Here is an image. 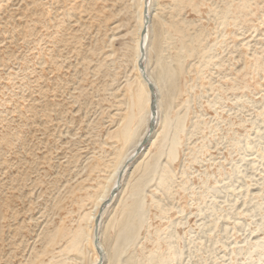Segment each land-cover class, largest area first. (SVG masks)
I'll use <instances>...</instances> for the list:
<instances>
[{
  "label": "rangeland",
  "instance_id": "rangeland-1",
  "mask_svg": "<svg viewBox=\"0 0 264 264\" xmlns=\"http://www.w3.org/2000/svg\"><path fill=\"white\" fill-rule=\"evenodd\" d=\"M249 1L242 20L219 25L212 11L222 0H152L148 63L153 69L156 56V69L181 63L162 111L183 115L185 132L175 159H159L171 188L154 177L138 192L144 216L120 264H147L151 252L169 255L165 264H264V243L253 247L264 242V0ZM132 13L130 0H0V264L93 258L90 245H82L81 261L74 250L58 254L66 240L49 241L56 229L76 227L81 206L90 210L87 192L119 145L108 135L136 81ZM214 41L221 46L212 63L222 66L210 63L200 76L199 44ZM183 43L195 49L178 52ZM149 152L152 161L157 150ZM132 162L120 182L126 189L140 173ZM125 192L102 213L109 253L124 217L121 198L133 201Z\"/></svg>",
  "mask_w": 264,
  "mask_h": 264
},
{
  "label": "bare ground",
  "instance_id": "bare-ground-1",
  "mask_svg": "<svg viewBox=\"0 0 264 264\" xmlns=\"http://www.w3.org/2000/svg\"><path fill=\"white\" fill-rule=\"evenodd\" d=\"M224 1L226 2L228 0H222L223 5L216 7L212 11L213 15L215 16L214 18L217 19L219 25H224V23L229 17H231L233 21L236 20L240 21L238 16L239 15H240L239 17H241L242 15L246 16L248 14L249 7H251L250 6L251 1L248 2V0H237V3L235 5L233 4L236 2L235 0H234L235 2L229 0L230 2L228 1L225 6H224L225 4ZM130 2H131V7H133L132 14L134 18V26L130 32L132 35L131 63H132V68L135 70L136 81L132 89H130L129 86L128 90L130 92L128 96V102L125 109V113L122 114L120 121H118L117 123V128L114 129L113 132L111 133L112 135L111 134L108 135V137L110 136L109 138L117 139L119 145L118 146L116 145L114 151L110 154L109 159H107L106 161L107 166L105 168L107 170V173L106 175H104V178L102 177L103 179L100 178L102 181L101 182L98 181L97 183H95L96 185L94 184L92 185V187L90 186L92 190L87 192L86 197L88 200H90L89 202H91V208L89 207L90 210L81 211V209L83 208L81 206L80 213L78 214L76 220L77 221L76 227L72 229L69 234H66V232H64L65 231L64 228L56 229L49 241V243L52 244L58 237H61L62 239L66 240L65 245H62L61 250L58 249L59 250L58 252H60L58 254H61V252L64 250L66 251L74 250L76 257L81 261L83 259L82 245H88V246L90 245V251L94 254V256L90 261H88L87 264H120L118 261L119 255L121 254L123 249L130 244L131 241H134L137 229L139 228V224L143 220L144 205H143L142 196L140 198L138 192L142 191L143 188L146 187V185L149 184L154 177L155 180H157V184L159 185V187H162L163 190L168 191L171 188L172 185L171 171L166 167L161 166L159 164V159L163 154L167 155L169 160L175 159L176 146L179 142L178 135L180 133L185 132V128L183 126V122H184L183 115L181 116L177 114L174 117L169 118V114L167 112L168 108L162 111L163 99L167 95L166 94L167 90L166 93H164L165 89H167L168 87L166 86L167 85L166 83H168L173 77H176L177 73H179V71L177 72V70H179L181 63L177 61V67H168L162 65L156 69L157 67L156 65L160 62L158 60L159 59L158 56H156L155 58L156 65L153 67V69L149 67L148 48L149 47L151 48L152 44H154L152 40V34L150 35V32L152 30L153 16L155 15L152 12V7H153L152 0H130ZM214 5L212 4V6ZM145 10L146 13L144 12ZM145 17H148L149 20L147 22L146 29L144 30V26L146 24ZM242 17L240 18L241 20L243 19ZM174 29L175 31L182 34V30H181L182 28L180 26H176V27L174 26ZM201 41L202 39H200V42ZM222 41L220 42L222 43ZM218 44L219 42L217 41H214V43L211 45L199 44L200 48L197 54L199 55L198 62L200 63L199 64L200 69L198 68L199 70L198 74L200 76L203 75L202 70L205 67H207L210 63L214 67L222 66L216 62H213L214 64L212 63L213 58H217L219 54L218 53L215 56L214 52L212 53L214 45L218 46ZM219 46H221V44ZM257 48L258 47H256V49ZM153 49L155 48L153 47L152 50ZM194 49L195 48L187 50L186 44L183 43L181 48H178V52L181 53L186 50V52L189 53ZM141 51H143V54ZM255 51H252L254 52V54L251 53L252 56L249 57L251 58L252 65L260 67L261 63H258L260 56L258 55L259 53L257 54L255 53ZM140 63L144 67L146 80L150 82L154 87L155 96H156L155 116H154L155 124L152 129V132L149 134L148 141L146 145L143 146V148L140 147V144L142 140L148 136L149 123L152 118L150 111V104L152 98H151L150 90L147 85V81L145 80L144 76L142 75V72L139 69ZM150 68L153 71L150 70ZM199 75L198 77H200ZM219 85H221V83H219ZM151 148H156L157 152L152 157L153 160L149 161L148 158L146 157H148V154L150 155L149 151ZM135 152H138L137 153L138 155ZM131 158L133 159L135 158L133 162L131 161L132 162L131 167L134 166L136 168V171L140 173H138L139 176L137 175L138 177L136 176V178L133 179L131 182H130L131 177L129 178V182L131 183L130 186L132 185V188L129 187L130 188L129 189L127 187L128 189H126V185L124 184V182L123 183L120 182L125 180L124 175H126L127 173L126 171L127 167L130 164L128 163V161H130ZM116 186L118 187L117 190L118 195L124 194L126 190L128 195V192L131 191L129 195L130 198L133 197L132 199L133 201L132 203H128V202L126 203L125 201L128 198L127 197L121 198L122 213L124 212L123 213L124 217L123 219H121L122 221H120L117 225L119 229H117L116 239L114 240V243L112 245L113 249L110 248L112 252L110 251L111 253H109L107 246L103 245L105 243L103 241V239H105L104 238L105 234L101 219H102L103 211L109 205L112 198L115 196L117 197V194L111 197V192L115 189ZM136 195H138L139 197ZM130 198L129 200H131ZM82 202H80L79 205H82L83 204ZM100 209H102L101 212ZM97 217H99V224L97 230L98 240L97 242H95L94 240L96 237L94 232H95V221L97 220ZM111 227H112V221L107 223L105 227V231L107 230L108 232V229H110ZM263 243L264 242L262 239L257 238L253 243V247L261 248L263 246ZM168 246L169 249H171L170 243H168ZM44 253L45 252L43 251L38 256H41ZM168 257L169 255L165 258H162L160 254H156V252H151L147 258V264H165V259ZM54 259H52L53 264L64 263L63 259H57V260ZM41 264H47V262L45 263L41 262Z\"/></svg>",
  "mask_w": 264,
  "mask_h": 264
},
{
  "label": "water",
  "instance_id": "water-1",
  "mask_svg": "<svg viewBox=\"0 0 264 264\" xmlns=\"http://www.w3.org/2000/svg\"><path fill=\"white\" fill-rule=\"evenodd\" d=\"M145 13H146V10L144 11ZM145 20H146V24H145V26H144V30L146 29V25H147V22H148V17H145ZM145 32V31H144ZM142 52V54H143V51H141ZM139 69H140V71L142 72V75L144 76V78H145V80H146V76H145V71H144V67H143V65L140 63L139 64ZM147 81V80H146ZM147 85H148V88H149V90H150V93H151V104H150V111H151V116H152V118H151V120H150V123H149V132H148V136L146 137V138H144L143 140H142V142H141V144H140V147H142L143 148V146L144 145H146V143H147V141H148V137H149V134L152 132V129H153V127H154V116H155V102H156V96H155V91H154V87H153V85L150 83V82H148L147 81ZM141 150V149H140ZM137 151H139V150H137ZM136 154L138 153V152H135ZM133 160V158H131L130 159V161H128V163L129 162H131ZM117 190H118V187L116 186L115 187V189L111 192V197H113L115 194H116V192H117ZM102 211V209H100V212ZM98 224H99V217H97V220L95 221V232H94V234H95V242H97V240H98V236H97V230H98Z\"/></svg>",
  "mask_w": 264,
  "mask_h": 264
}]
</instances>
